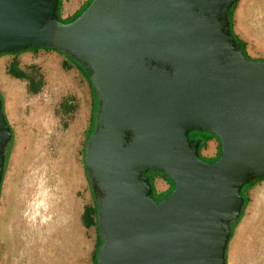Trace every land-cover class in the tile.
I'll return each mask as SVG.
<instances>
[{
  "label": "water",
  "instance_id": "1",
  "mask_svg": "<svg viewBox=\"0 0 264 264\" xmlns=\"http://www.w3.org/2000/svg\"><path fill=\"white\" fill-rule=\"evenodd\" d=\"M240 0H93L73 22L60 0H0V56L56 49L98 99L86 170L98 264H227L243 188L264 179V61L234 36ZM0 98V189L13 130ZM216 135L222 156L200 155ZM149 173L175 189L158 201Z\"/></svg>",
  "mask_w": 264,
  "mask_h": 264
},
{
  "label": "rangeland",
  "instance_id": "2",
  "mask_svg": "<svg viewBox=\"0 0 264 264\" xmlns=\"http://www.w3.org/2000/svg\"><path fill=\"white\" fill-rule=\"evenodd\" d=\"M92 1L62 0L60 13H63L67 3L73 7L79 3L81 7L76 12L79 13L78 16L71 17L69 20L62 19L64 23L73 22ZM234 11L231 18L232 26L235 23ZM237 37L239 38L238 35ZM242 41L246 44L249 60L264 61V47L257 48L243 38ZM29 55L21 53L14 58L5 56L1 63L3 67L0 65V97L4 100V109L13 130V139L8 147L6 168L0 189V207L5 177L7 174H13L14 182L11 187L14 195L12 197L13 211L19 203V211L23 215L22 210L26 211L27 201L33 200L23 192L29 195L36 194L35 192L38 191L40 198L36 217L44 214L46 219L41 221L46 226L60 220L62 224L67 225L66 227L57 226L59 230L67 231L64 237L66 248L58 263L98 264L96 258L100 246L98 211L96 210L98 206L85 160L86 146L95 131L98 99L88 77L64 53L49 48L36 51L33 56ZM6 64L10 65L11 72L16 77L10 76V72L5 71ZM13 85L17 86V103L9 91ZM213 137L217 139L218 146L211 152L209 146L212 143H208L207 139ZM190 138L202 140L206 144L200 151L204 162L214 163L221 157L222 143L216 135L192 132ZM211 153L212 155L217 153V155L214 157ZM149 177L156 189L154 194L156 200L162 201L173 192L174 182L166 174L150 173ZM263 182L264 180L256 182L245 192L247 206L255 202L254 192L260 189ZM159 183L163 187L160 188ZM168 186L171 189H168ZM42 194L44 196H41ZM247 206L243 217H246L245 222L248 223L252 220V214L249 211L247 214ZM90 217L94 219V225L87 227L86 223ZM241 220L235 227L234 234ZM10 228L2 231L0 227L2 233L0 264L10 262L9 234L14 233L15 225L12 223ZM239 228L236 237H239ZM260 237L264 240L263 235L260 234ZM257 242L254 241L255 248L252 252L247 245L240 249V243H230L227 264H231V256L235 255L238 248L237 254H240L241 259L237 264H250L248 257L251 254L259 260L262 259L264 251L257 248Z\"/></svg>",
  "mask_w": 264,
  "mask_h": 264
},
{
  "label": "bare ground",
  "instance_id": "3",
  "mask_svg": "<svg viewBox=\"0 0 264 264\" xmlns=\"http://www.w3.org/2000/svg\"><path fill=\"white\" fill-rule=\"evenodd\" d=\"M72 8L73 5L67 3L64 7V12L67 14ZM235 31L241 38H244L248 32L255 40V45L252 44L253 46L257 48L264 47V0L240 1L239 7L235 12ZM9 91L17 103V86L13 85ZM13 182L14 175L7 174L3 186L4 197L13 193L11 188ZM44 192L48 193L47 191ZM35 193L28 195L23 192L27 197L33 199L27 201L26 211L22 210L23 215L19 211V204L10 213H0L2 231H7L6 229L10 228L12 223L15 225L14 233L11 235L8 232L11 246L9 264H59L60 257L64 255L66 248L64 237L67 231L66 229L59 230L58 228L60 226L66 227L67 225L62 224L61 220L57 223H50L48 226L43 225L41 220L46 219L45 215L41 214L40 217H36L39 210H37V205L39 204L40 193L38 191ZM41 196L44 195L42 194ZM254 197L255 202L248 207V211L252 214V220L248 223L245 220L242 222L239 228V237H236L233 241L235 244L240 243V249L247 245L250 247L251 252L255 248L254 241H258L257 248L264 251V240L260 237V234L264 236V189L260 188L254 192ZM57 226L59 227L57 228ZM1 237L2 233L0 232ZM239 248L236 250L235 255L231 256V264L239 263V259H241L240 254H237ZM248 259L250 264H263L264 252L260 260L253 254L249 255Z\"/></svg>",
  "mask_w": 264,
  "mask_h": 264
},
{
  "label": "crops",
  "instance_id": "4",
  "mask_svg": "<svg viewBox=\"0 0 264 264\" xmlns=\"http://www.w3.org/2000/svg\"><path fill=\"white\" fill-rule=\"evenodd\" d=\"M65 7V6H64ZM81 7H79V3H76L75 5H74V7L66 14L64 11H63V13L61 12L60 13V15H61V18L62 19H64V20H67V19H71V17H73L74 16V14H76V12L80 9ZM233 28H234V26H233ZM239 38H240V36H239ZM241 39V38H240ZM245 41H248L249 42V44L250 45H252V44H254L255 45V40H254V38H252V36L251 35H249L248 34V32L245 34V37L243 38ZM242 40V39H241ZM247 50L249 51V49L247 48ZM34 53H36V51H33V52H25L24 54H30L29 56H33V54ZM5 56H9V57H12V58H14V57H16V56H18V54H7V55H3V56H0V65H1V63H3V58L5 57ZM2 67H3V65H1ZM8 66H9V68H8ZM4 67H5V71L6 72H10V76H13L14 75V77H16L15 76V74H12V68H10V65H4ZM0 75H1V73H0ZM8 89V88H7ZM8 112H9V110H8ZM209 142H211L212 144H210V146H209V151H211L212 152V150L213 149H215L216 150V148H217V146H218V142H217V139L216 138H210V140L208 141V143ZM211 155H212V153H211ZM217 155V153L215 154V155H212V156H216ZM165 182H167V181H165ZM264 183V182H263ZM158 186L161 188V187H163V185L161 184V183H159L158 184ZM264 188V184L262 185V186H260V188ZM170 188V186H168V189ZM14 195H13V193L12 194H10V195H8L7 197H4L3 196V192H2V196H1V207H0V213H2V212H6V213H10V211H12L13 209V199H12V197H13ZM11 199H12V202H11ZM9 203H10V205H9ZM19 204V203H18ZM18 204H16V206H15V208L17 207V205ZM251 204V203H250ZM250 206V205H249ZM249 206H247V214H248V207ZM14 208V209H15ZM247 214H246V216H247ZM245 218L246 217H243L242 218V222H244V220H245ZM242 222L240 223V225L242 224ZM240 225H238V227H237V229H236V232H235V234H234V236H233V239H232V241H231V244H232V242H233V240H234V238L236 237V234H237V231H238V228H239V226ZM1 227V226H0ZM1 229H2V227H1Z\"/></svg>",
  "mask_w": 264,
  "mask_h": 264
},
{
  "label": "trees",
  "instance_id": "5",
  "mask_svg": "<svg viewBox=\"0 0 264 264\" xmlns=\"http://www.w3.org/2000/svg\"><path fill=\"white\" fill-rule=\"evenodd\" d=\"M61 2H62V0H60V5H61ZM90 4L91 3H89L88 4V7L90 6ZM86 10V8L85 9H83L82 11H81V14L84 12ZM235 9H233L232 11H231V18H232V14H233V11H234ZM60 11H61V9H60ZM78 14L79 13H76L74 16H78ZM80 14V15H81ZM79 15V16H80ZM73 16V17H74ZM60 17H61V15H60ZM62 19V18H61ZM77 19V18H76ZM75 19V20H76ZM67 20H69V19H67ZM63 22H64V20H62ZM234 36H235V39H236V41H237V43L239 44V46L241 47V51L246 55V57L249 59V57H248V55H247V51H246V44L242 41V40H240L236 35H235V33H234ZM43 49H49V48H43ZM39 50H41V49H34V50H30V51H27V52H33V51H39ZM18 54H21V53H18ZM5 55H7V54H5ZM1 56H3V55H1ZM69 58V60H71L78 68H80V70H82L83 71V73L88 77V79H89V81H90V84H91V86H92V89H93V91H94V94H95V96H96V92H95V89H94V87H93V85H92V83H91V80H90V77H89V75L85 72V70L78 64V63H76L74 60H72L70 57H68ZM1 98V97H0ZM96 98H97V96H96ZM95 129V128H94ZM94 131V130H93ZM93 131L91 132V134L93 133ZM201 133H205V132H201ZM90 134V135H91ZM210 140V138H208L207 139V142ZM206 146V144H204V142L202 141L201 142V146H200V151H201V149L202 148H204ZM201 155V154H200ZM220 156H222V152H221V154H220ZM220 159V158H219ZM218 159V160H219ZM150 174V173H149ZM149 174H148V176H149ZM261 180H264V179H259V180H256V181H254V182H251L250 184H248V185H246L244 188H243V190H242V194H243V197L245 198V192L248 190V188H250L253 184H255L256 182H259V181H261ZM151 183H152V181H151ZM152 186H153V184H152ZM174 187H175V184H174ZM171 189V188H170ZM175 189V188H174ZM156 193V189L154 188V186H153V197H154V194ZM246 206H247V201H246V199H245V208H246ZM96 210L98 211V208L96 207ZM243 214H244V212H243ZM243 214H242V216H241V219H242V217H243ZM240 219V220H241ZM240 220L236 223V224H234L233 225V234H234V230H235V227L237 226V224L240 222ZM94 225V219L93 218H89L88 219V221H87V223H86V226L87 227H91V226H93ZM233 234H232V237H233ZM232 237H231V239H232ZM103 244V242H102V239H101V237H100V246H99V248L101 247V245ZM99 250V249H98ZM98 254V253H97ZM97 254H96V258H97ZM96 263H97V261H96Z\"/></svg>",
  "mask_w": 264,
  "mask_h": 264
},
{
  "label": "flooded vegetation",
  "instance_id": "6",
  "mask_svg": "<svg viewBox=\"0 0 264 264\" xmlns=\"http://www.w3.org/2000/svg\"><path fill=\"white\" fill-rule=\"evenodd\" d=\"M241 1V0H240ZM240 1H239V3H240ZM239 3H238V5H239ZM238 5H237V7H238ZM237 7L235 8V11H236V9H237ZM235 11H234V21H235ZM234 33H235V35L237 36L238 34L236 33V31H235V23H234ZM239 36V35H238ZM241 38V37H240ZM242 39V38H241ZM245 41V40H244Z\"/></svg>",
  "mask_w": 264,
  "mask_h": 264
}]
</instances>
